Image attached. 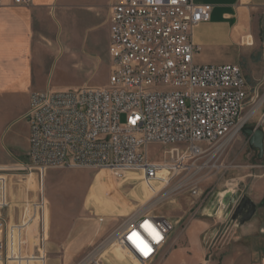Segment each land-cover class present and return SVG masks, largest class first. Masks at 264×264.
<instances>
[{
  "label": "built area",
  "instance_id": "2783aa9c",
  "mask_svg": "<svg viewBox=\"0 0 264 264\" xmlns=\"http://www.w3.org/2000/svg\"><path fill=\"white\" fill-rule=\"evenodd\" d=\"M32 6L33 0H0V8ZM210 13L211 6L195 0L114 3L108 16L107 84L29 95L23 114L28 127L23 170L42 179L54 169H99L118 181L136 175L149 186L161 181L164 188L209 150L215 153L235 139L262 107L264 96L259 95L261 84L250 85L238 65L195 62L199 47L192 42V32ZM258 122H264V110ZM150 144L173 146L168 160L151 162ZM190 194L198 195L196 189ZM8 207L0 176V264H46L43 196L26 200L15 224L3 215ZM172 231L168 218L137 210L104 244L146 264ZM78 264L100 261L92 252ZM258 264H264V258Z\"/></svg>",
  "mask_w": 264,
  "mask_h": 264
},
{
  "label": "crops",
  "instance_id": "0c3cea01",
  "mask_svg": "<svg viewBox=\"0 0 264 264\" xmlns=\"http://www.w3.org/2000/svg\"><path fill=\"white\" fill-rule=\"evenodd\" d=\"M118 1L33 0L30 8H0V98L25 92L29 100L32 92L49 90L51 69L60 61L81 70L79 85H88L103 68V56H108V16L111 6ZM195 3L211 6L209 20L192 32V42L199 47L195 62L238 65L250 85L260 83L264 88V0H195ZM248 37L251 44L245 42ZM261 113L257 114L252 129L262 132L261 156L257 150L262 171L256 176L251 192L242 190V195L234 200L233 190L225 192L218 209L203 213L207 214L204 218L192 216L187 224H172L167 243L146 264H258L264 258V122H258ZM165 175L158 173L160 178ZM162 186L142 183L143 196L147 198ZM244 196L255 210L249 220L241 223L242 216L238 214L233 219V214ZM22 210V206L8 207L3 215L9 224H15L21 220ZM214 217L224 224H215ZM96 223L83 225L61 245L47 242L46 264H78L90 246H94L100 264H135L136 260L125 251L118 247L115 251V246L104 244L119 225ZM219 225H222L220 234L227 235L228 242L223 252L218 250L222 256L216 263L212 260L216 253L213 242L221 230ZM34 230L33 225L26 237Z\"/></svg>",
  "mask_w": 264,
  "mask_h": 264
},
{
  "label": "rangeland",
  "instance_id": "374dc122",
  "mask_svg": "<svg viewBox=\"0 0 264 264\" xmlns=\"http://www.w3.org/2000/svg\"><path fill=\"white\" fill-rule=\"evenodd\" d=\"M102 67L86 86L102 87L107 84V55L103 56ZM77 71L66 61L56 63L50 72L49 90L83 86L79 85L81 70ZM259 95L263 98L264 88H261ZM27 105L28 94L25 92L0 98V176L6 183L9 207L19 208L26 200H36L40 194L43 196L47 208L45 223L48 244L61 245L83 225L97 224V218L104 219L101 224H114L117 227L137 210L164 216L172 224H187L192 216L201 219L207 215L203 213L211 212L214 207L217 210L225 192L233 190V200L242 195V190H248L249 194L251 186L257 181L256 176L262 171L257 150L250 146L249 137L242 131L221 150L211 153V149L199 157L189 170L175 175L167 186L150 192L147 198L141 190L143 182L136 175H127L126 180L118 181L105 170L54 169L47 171L40 179L23 170L28 162V127L23 120ZM263 110L264 104L244 130L253 128L257 114ZM123 119L121 117V121ZM172 148L150 144L147 147L148 158L153 163H161L168 160V152ZM158 186H161V181L154 184V187ZM190 189H196L198 195L192 196ZM217 217L213 218L215 224H224ZM219 227L221 229L222 225ZM221 231L213 242L216 253L212 260L216 263L220 262L222 256L218 250L223 252L228 242L227 235H221ZM93 248L88 247L84 257L92 253ZM117 249L114 247L115 251Z\"/></svg>",
  "mask_w": 264,
  "mask_h": 264
},
{
  "label": "water",
  "instance_id": "95a60500",
  "mask_svg": "<svg viewBox=\"0 0 264 264\" xmlns=\"http://www.w3.org/2000/svg\"><path fill=\"white\" fill-rule=\"evenodd\" d=\"M244 133L249 137V144L250 146L255 149L258 150L259 152V156H261L262 153V132L259 129H245ZM225 202H223L222 204L224 205ZM242 210H246L245 213L242 214V218H241V223L249 220L255 210V207L252 203H250L249 199L244 196L242 197L239 202L237 203L235 209H234V214H233V219H235V217L238 214H241Z\"/></svg>",
  "mask_w": 264,
  "mask_h": 264
},
{
  "label": "bare ground",
  "instance_id": "6f19581e",
  "mask_svg": "<svg viewBox=\"0 0 264 264\" xmlns=\"http://www.w3.org/2000/svg\"><path fill=\"white\" fill-rule=\"evenodd\" d=\"M245 42L247 43V44H251V38L250 37H248L246 40H245ZM246 212V210H242V212H241V216H242V214L243 213H245Z\"/></svg>",
  "mask_w": 264,
  "mask_h": 264
}]
</instances>
